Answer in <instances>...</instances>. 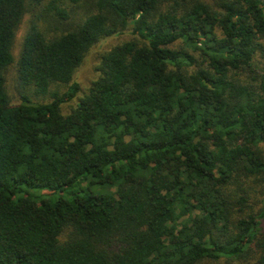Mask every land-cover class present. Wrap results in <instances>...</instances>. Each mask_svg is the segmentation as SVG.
Returning a JSON list of instances; mask_svg holds the SVG:
<instances>
[{
	"label": "trees",
	"instance_id": "1",
	"mask_svg": "<svg viewBox=\"0 0 264 264\" xmlns=\"http://www.w3.org/2000/svg\"><path fill=\"white\" fill-rule=\"evenodd\" d=\"M26 1L0 0V264H264V0H50L18 80L64 88L12 104Z\"/></svg>",
	"mask_w": 264,
	"mask_h": 264
},
{
	"label": "rangeland",
	"instance_id": "2",
	"mask_svg": "<svg viewBox=\"0 0 264 264\" xmlns=\"http://www.w3.org/2000/svg\"><path fill=\"white\" fill-rule=\"evenodd\" d=\"M49 1L50 0H41L40 2H35L33 0H27L22 18L15 30V35L11 47L13 61L4 71L5 86L9 96V100L12 104L19 103L23 95H27L29 99L35 103L48 102L53 99V91L61 92L64 88V86L61 85H54L52 86L49 93H46L45 95H37L34 93L32 86H27L26 88L20 87L18 80L17 61L20 56L23 40L31 25L35 23H38L42 26L48 25V27L51 29V32L55 31L54 25H56V23L50 17L49 11L47 9V4ZM85 8V6H81L82 10ZM112 42V38H106L97 42L88 50L82 63L74 73V81L78 82L81 88H85L86 86H88L89 83L97 76L96 66L102 54L109 49ZM73 104L74 100L62 103V110L64 112L69 111ZM29 191L38 195L48 194L47 190Z\"/></svg>",
	"mask_w": 264,
	"mask_h": 264
}]
</instances>
